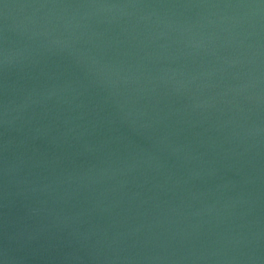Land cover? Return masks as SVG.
I'll return each mask as SVG.
<instances>
[{"label":"water","instance_id":"water-1","mask_svg":"<svg viewBox=\"0 0 264 264\" xmlns=\"http://www.w3.org/2000/svg\"><path fill=\"white\" fill-rule=\"evenodd\" d=\"M0 264H264V0H0Z\"/></svg>","mask_w":264,"mask_h":264}]
</instances>
